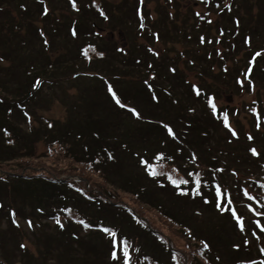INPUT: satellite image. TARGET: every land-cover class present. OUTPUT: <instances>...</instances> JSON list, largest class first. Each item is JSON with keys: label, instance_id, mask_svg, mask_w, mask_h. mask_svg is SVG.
Segmentation results:
<instances>
[{"label": "trees", "instance_id": "1", "mask_svg": "<svg viewBox=\"0 0 264 264\" xmlns=\"http://www.w3.org/2000/svg\"><path fill=\"white\" fill-rule=\"evenodd\" d=\"M75 1L77 4L75 11H72L68 0H6L0 3V44L8 43L5 49L0 46V64L6 65V63H8L9 65L7 68L0 67V172L2 173L0 175L5 176L3 180H0V192L4 191V188H10L13 195V199H10L12 203H22L25 201H31L33 205L37 203H51L55 207L61 206L63 209H71L72 212L76 213H82V209L84 208H91L99 215L107 213L108 216H111V219L115 221L128 219V215L125 212H115L108 198L99 200L100 202L97 204L85 201L81 194L75 191L72 185H68V181L54 182L46 175L33 176L27 179L23 175L20 176L6 172L2 168L4 165H12L13 163L6 162L14 160L27 159L34 161L33 157H31L33 154V145L35 146L44 137L46 154L48 155V158L44 160V164L49 163L50 165H55L60 171L75 169V167L77 168V166L80 165L78 169H80L82 173L78 174V176L84 178L88 182H91L90 178L92 175L99 173L107 188L112 187V193L115 198L119 196H117L118 189L130 193L135 199H138L140 205L151 206L172 218V227L185 223L182 213L179 211L174 212L173 207L185 209L187 211L189 208L195 207L200 213L206 209L214 211L215 207L212 203L205 205L201 200L190 201L188 197L176 196L169 191L168 187L157 188L155 181L147 177L144 168L140 165L137 154L141 152H138L136 149L141 148L140 145H142L143 148H145V150L143 149L142 151L146 154V151H150V148L146 147L149 146L147 141H156L166 138L168 134L162 127V124L167 123L176 134L175 140L171 138V144L175 147L173 148V152L175 153L177 149H180L182 153V155H177L175 153V157H172L169 163L180 168L181 171H184V175L188 170L187 166L189 161L195 166L201 164V156L198 154L199 149L203 147L204 141L211 140L215 143L214 138L210 139L212 134L211 126L213 129H216L219 124L211 119L205 104L202 107L198 103L192 90L188 88L190 87L189 83L181 78L180 75L182 73L178 68V61L181 58H188V67L192 71L198 72L200 77L203 78L205 75L207 76L213 73V65L224 64L229 61L234 62L235 53H239L240 48H243L244 40H247L250 45L249 58L243 59V67L229 71V75L226 77V86L230 92H234L238 95H249V85L246 82L254 83L257 88L258 100L263 101L261 94L264 93V87L261 86L260 81L264 79V33H258L256 30L242 25L241 22V26L238 25L240 28L237 35L223 37L225 33H227V30L234 26V16L238 18L239 21L242 20L241 10H239L242 7L240 5L238 6V0H231L233 5L227 9L225 8L220 14L222 20L221 26L225 29V32L222 33L219 32V23H212L207 17L200 18L201 16H197L195 10L191 8L193 5L189 8V13H187V15L185 13V17H181V12L178 9L180 8L178 2L182 3L184 0H163L161 3H158L154 11L147 8L151 0H130V4L127 3L126 5V7H128L127 13H124L123 9L120 10V8L114 7V9L107 1H104V4L101 5V9H103L104 13L110 18L108 19L109 23H107V25L112 24V31H115L117 28L118 31H125L126 47H128V49L118 46L117 44L110 47L107 44V39H105L100 32L103 27L102 23L106 21H104V18L97 12V9L93 7L91 3L92 0ZM188 1H190V3L193 2L191 0ZM208 1L209 2H206V5L208 3L207 11L215 8L219 2V0ZM11 3L17 8L19 15L21 14L23 16H20L23 19L19 23L15 22L10 11L12 10L11 6H9ZM258 3L261 8H264V0H258ZM46 4L52 6L53 9L54 5L61 9H65L67 6L70 12V19L66 30L63 29L65 20L61 19V17L57 19L54 17L52 18L50 30L51 45L47 34L44 32L40 33V28H38V31L35 28L37 23L31 24L32 28L29 30L26 29L27 27L25 25H22L24 20L31 18V14L43 18V20L44 18L47 20L50 17L51 9L47 13ZM108 5L112 6V17L110 16ZM220 5L221 4H218L216 7H220ZM116 13L124 14V18L126 19L117 21L118 24L114 23V21H116L114 20V15H116ZM26 23H28V21ZM143 24L144 28H142ZM56 25L58 28H56ZM246 28L248 29L246 34H244V29ZM22 30H26V32L20 35L18 39H13L8 36L10 34H16L18 31L21 33ZM205 30L207 31L205 32ZM73 31H75L76 35L72 34ZM209 31L210 34L207 33ZM211 31H215L218 34L221 33V37L223 38L219 42H214L215 39L210 37ZM42 33H44L43 35L45 36H43ZM245 35H247V37ZM202 37L204 38L203 43L201 42ZM142 40L146 48L140 43ZM174 41L184 45L183 51L174 48L177 47ZM86 42L90 43L89 46L97 44L100 51L104 53L102 59L96 60L98 63H106L111 59L112 61L114 59L121 60L122 67L118 68L116 71H114L112 67L114 84L120 91L121 96H123L125 100H131V102L137 100V96L131 93L137 89L140 93L138 104H140V102H147L143 107L147 108L148 112H153V116L145 115L147 117L145 122H142L140 119H135V121L129 115H126L128 114L127 112L116 108L108 98L107 101L104 99V102L112 111L113 116L109 115L112 120L102 117L101 115H106L101 111L97 112L98 115L93 113L92 111L96 104L92 106V111L89 108L85 113L80 111L79 115L71 109L73 112L71 122H65L64 124L54 123L50 126L41 123L40 126L28 132L26 130L22 131L21 133L25 135L20 136V140L13 146L6 145L3 141L1 132L2 127L7 125L4 115L7 114L10 124L15 126L18 130H21L22 121L25 122L28 120L27 114L23 113L22 110H19V112L14 110V105L18 103V99L27 96L26 92H22V87H26V83H18L17 72L20 74L23 73L22 71L25 67L22 66H28L29 64L32 67L34 66L32 63H24L23 60L31 59L36 64L34 71L26 68L28 72L34 74L31 77V81L37 77L39 78V76H46L48 80L52 82L50 76L52 78L62 70L68 71L67 67H78L80 62L79 59H73L72 61L70 59V62H68L69 59L63 61L62 59L56 60L52 58V54L54 53L52 47H66L69 51L76 52L80 46L85 45ZM172 42L174 46L164 48L162 53L155 52L152 46L154 43L164 45ZM221 42L226 44L229 43L230 45V48L224 49V53H226L223 54V59H220V52L216 50V48L221 46ZM130 47H132V50ZM172 51L176 52V56L175 58L172 57L171 61L169 56ZM257 52H260L262 55L253 59ZM245 55L248 54L245 53ZM155 59H157L158 63L155 62ZM6 60L10 62H6ZM71 62H73L74 66L73 64L71 65ZM98 63L93 61L92 65L99 67ZM124 69H129V71L136 74L141 81L138 88H129L131 91L129 95L123 93L125 84L122 81V71ZM172 69L175 71H172ZM251 70L252 73L249 75L248 80H240L238 78L243 77L247 79L246 76L244 77L241 73H245L246 75L249 74ZM58 76L62 75L59 74ZM149 77L152 83L159 84V86L156 85V90L150 91L146 88L144 82L147 81ZM79 78L74 82H81ZM162 80L164 81L163 83ZM53 81H56L55 77ZM206 82L207 80L204 81V84ZM243 83H246L245 89ZM29 86H31V83L28 84V87ZM184 86H188L185 88L187 89L186 92L182 89ZM100 89H104V87L101 86ZM153 96H156L157 99H153ZM243 104V108H239L238 113L240 114L243 112L245 117L251 120V128L249 129L256 131L255 119L251 114V109L245 105L246 103ZM263 107L264 105L260 104L261 112L264 111ZM239 118L237 119V124L241 123L238 122ZM135 126L144 129L141 136L140 132L133 133L129 129V127ZM241 136L245 137L246 134L242 132ZM230 139L235 141L232 137ZM154 148L157 149V147ZM131 150H134V152L130 153L129 151ZM226 151L228 152L225 148L224 153H227ZM109 153L111 154V158H109ZM125 153L131 155L129 159L134 161L133 167L136 172L128 171L129 173L123 175V159L121 156ZM202 155L205 156L209 166L217 167L224 163V160L220 159L224 157L223 152L220 149H216L212 144L208 145L205 150H203ZM43 157H46V155ZM96 159L98 160L96 161ZM67 161H70V164H68ZM224 168L225 170L228 169L225 166ZM80 186L83 188L84 183L83 186ZM107 196L110 195L107 194ZM164 201L169 205H165ZM166 208L168 209V213L166 212ZM112 212H114V214H112ZM220 215L218 211L215 213L213 212L215 223L218 228L221 227L223 230L224 227L229 230L228 225L229 222H232L231 218L227 215ZM94 217L101 218L97 216ZM120 223L121 222H118L116 225ZM133 224L134 223H132V225ZM229 226L231 231L235 229L232 224ZM133 227L136 228L135 226ZM133 227H127L124 231L134 234V237L137 238L138 236H135L136 231ZM196 227H199L197 231L203 235V238H207L208 232L214 230L201 225ZM139 228L142 229L141 227ZM140 229H138L139 232L144 234L145 232ZM73 232H75L74 237L72 236ZM229 234V240L231 241V236L235 235V233L229 231ZM65 235L67 236L68 246L70 247L69 250L74 257H79L77 252L79 254L88 253L91 257L94 255L93 258L98 261L103 254L105 257L106 254H108V251H104V243L102 247L99 248L98 243L102 240L98 233L88 231L83 235L79 227L71 225ZM258 235L264 237L260 232H258ZM151 240L154 242L153 238H151ZM248 240L250 244V247H248L249 252L247 250L245 251H247L246 253L255 255L257 251L256 247L258 246H256L257 240L255 241L250 232H248ZM222 243L225 246L227 245L226 241L223 239ZM155 245L158 246L156 243ZM211 245L213 246L212 243ZM60 247V245L56 246L58 251ZM92 251H94V253ZM236 253L239 254V258L242 257L240 255L241 253L245 254L242 249ZM231 255L233 254L231 253ZM86 264H91V262ZM103 264H108L106 259L103 261Z\"/></svg>", "mask_w": 264, "mask_h": 264}, {"label": "rangeland", "instance_id": "2", "mask_svg": "<svg viewBox=\"0 0 264 264\" xmlns=\"http://www.w3.org/2000/svg\"><path fill=\"white\" fill-rule=\"evenodd\" d=\"M6 0H0V3L5 2ZM100 3L104 4V1H107L108 4L112 5L113 8H120V10L123 9L124 13L128 12V7H126L127 3L130 4V0H97ZM163 0H151L147 6V8H149L151 11H154L155 8L158 6V3H161ZM197 3L199 4H195L194 2L188 1V0H184L182 3L178 4L180 5V8H178L181 12V17H185L184 14L189 13V8L193 5V7H191L193 10H195L197 13L201 14H205L207 11L206 6L204 5L203 1H199L196 0ZM238 6L240 5L242 8H240L239 10H241V16H242V25H246L248 28L250 29H254L256 31H259L260 33H264V8H261L258 0H238L237 1ZM59 5V4H58ZM108 5V9L110 11V16L112 17L113 13V9L112 6ZM9 6H11L12 10L11 13L13 15V18L15 20L16 23H19L22 21L23 17L21 14L19 15L17 8L11 3ZM114 8V9H115ZM51 9V13H50V17L46 20L44 18H39L37 16H35L34 14H31V18L26 19L28 21V23H26L27 21L24 20V22L22 23V25H25L27 28L26 29H31L32 25L31 24H36L35 28L38 31V28H40V33L44 32L47 34L48 39L50 41V45L52 43L51 40V35H50V30H51V25H52V18H60L65 20V24H64V30H66V27L68 26L69 23V19H70V15H69V11H68V7L66 6L65 9H61L59 7H56L54 5V9L52 6H50ZM176 9V7H175ZM179 12V11H178ZM130 15V12H129ZM21 16V17H20ZM28 17V16H27ZM125 15L121 14V13H116V15H114V23L118 24L117 21H122L126 18H124ZM214 17V16H213ZM215 18V17H214ZM182 19V18H181ZM128 20V18H127ZM107 23L109 22H103V27L102 30L100 31L101 34L103 35V37H105V39H107V44L112 47L114 44H117L118 46H122L125 49H128V47H126V38H125V31H118V28L115 31H112V24L107 25ZM5 26L7 27V25L5 24ZM56 28L57 25H56ZM207 30H205L206 32ZM24 32L26 31H18L16 32V34H10L8 35L10 38L13 39H18L20 37V35H23ZM42 33V34H44ZM208 34H210V31L207 32ZM45 36V35H44ZM257 37V36H256ZM176 42V41H174ZM140 43L143 45V47H145L143 40L140 41ZM8 43L5 44H0L1 48H6V45ZM154 47V51L155 52H160L162 53V51L164 50V48L168 47H172L174 46V43H167L164 45H161L159 43H154L152 45ZM176 46L174 48L179 49V51H183V47L184 45L180 42H176ZM146 48V47H145ZM173 48V49H174ZM54 53L52 54V58L54 59H62L63 61H66L65 59H69L68 62H70L73 59H79L82 62V67H76L74 66L73 62H71V65L73 64V67H67L68 71H61L59 73H57L56 76H53L52 79H54V77L56 78V84H51L48 83L47 80L48 78L45 77L43 79L44 80V86L40 88V90H38L37 92V96L40 97V101L39 102H35V104L32 101L31 96L28 95V97L26 99H18V101H26L31 103L30 105V113H32L33 115V125H32V129L36 128L38 126L41 125V123L43 122L44 124H46L44 119H48L50 120H54L55 123H63L64 121H66V118L69 117V108L73 107L74 105L78 104L80 105L79 107H83V105H89L90 109L91 106L90 102L93 99L94 103L96 104L95 108L93 109V113H95L96 115H98L97 112H103L106 116L101 115L102 117L112 120L110 116L112 115V111L109 107L106 106L104 99L107 101L108 97L106 95V91H105V87L104 89H100V87L102 86L101 82L98 81L100 79H104L105 77L112 79V67L113 70L116 71L118 68L122 67V63L120 59H114L112 61V59L109 62L106 63H102V62H96L99 64V67H93V66H89L88 63L84 62V60L81 58L80 55V48L76 51V52H72L69 51L68 48L66 47H59V46H54L52 47ZM130 49L132 50V47H130ZM185 50V48H184ZM169 56V55H168ZM176 56V52L172 51L170 53V60L172 61V57L175 58ZM237 58H239V54L237 55ZM188 59V58H187ZM181 58L178 61V68L181 71V78L187 80L188 82L191 83H197L198 81H200V75L198 72L196 71H192L189 67H188V60ZM29 59H25L23 60V62L28 61ZM6 62H10L9 60H6ZM5 62V63H6ZM155 62H157V59H155ZM187 62V64H186ZM158 63V62H157ZM171 63V62H170ZM234 63L235 62H230L229 64H231L230 66V70L231 68L234 67ZM9 65L8 63H6V65L4 64H0V67H4L7 68ZM25 67V66H22ZM85 72H89L88 69H91L93 72H90L89 75L80 77L79 79H81V82L79 81L78 83H74V79L70 76H72V73L74 71H78V70H84ZM28 69L24 68L23 69V74L22 77H27ZM94 73V74H93ZM96 73H100V75L96 78ZM123 78L122 81L124 82V87H123V93L125 95H129L130 94V87H136L138 88L140 85L139 83H141L140 79L138 78V76L136 74H133L128 70H123ZM18 74V72H17ZM59 74H61L62 76H58ZM17 76V75H16ZM105 76V77H104ZM15 78V77H14ZM162 78H167V77H162ZM144 79V78H143ZM142 79V81H143ZM150 77L147 78V80L150 81ZM207 80L210 82L211 86L215 89H221L222 91V96L220 97V105L223 106H232V107H238L240 109L243 108V103L244 101L246 103H249L253 98L255 94H251V95H242V96H237L235 97L233 94H230V90L227 89L226 83L227 81H223V83L220 85V83L215 79L214 75L207 77ZM28 81V80H27ZM25 81V82H27ZM112 81V80H111ZM263 81V80H262ZM164 81L162 80V83ZM32 83V81H31ZM104 85V84H103ZM159 86V84H156ZM163 85V84H162ZM231 85V83H230ZM94 88H93V87ZM261 86H264V81L261 83ZM30 88V87H29ZM28 88V89H29ZM97 88L99 90V92L96 91ZM213 89V90H215ZM87 90H89V94L87 93ZM81 91L83 92V95L81 94ZM229 91V92H228ZM132 94H135L137 96V100H134V102H131V100H127L130 104L132 105H136L140 108V110L143 112L144 116V120L142 122H145L147 120L146 116H153V112H148L147 108L143 107L142 102H140V104H138V99L140 97V93L139 91L136 89L133 92H131ZM100 94V95H98ZM35 101V100H34ZM145 104V103H143ZM37 109H36V107ZM92 110V109H91ZM159 112V110H158ZM157 112V113H158ZM146 115V116H145ZM239 116V115H238ZM237 116V117H238ZM240 117V116H239ZM53 121V122H54ZM215 121V120H214ZM216 122V121H215ZM238 122L240 123H244L245 126H247V123L244 119V114H241V117L239 118ZM234 126H233V130L238 129V131L240 132V135L242 132H244V128L241 130H239V124H237V120H234ZM28 128V127H27ZM9 130L12 131V134L15 136V131L11 128L8 127ZM129 129L133 132V133H139L140 132V136L142 134V132L144 131V129L139 128L138 126L135 127H129ZM26 130L28 132V129H26L25 125H21V130L20 132ZM222 129L219 128V126H217L216 129H213V127L211 126V138H214V142H212L211 140L209 141H204V145H202L203 147L199 149V155L201 156L200 158V162L205 165L206 167H209V164L206 162V158L204 155H202L203 150H205V148L212 144L216 149H220L223 154L224 157H221L220 159L224 160V166L229 168L230 170V174L229 176L233 177L230 178L228 181V187L230 188V182H232L233 184L238 180H244V172H247L246 170V164L243 163V160H249L251 161V159L248 157L247 155V145L245 144L244 140H243V136L241 137V141L240 140H235L232 141L227 134H230L229 132H225V131H221ZM132 135V134H131ZM18 138V137H17ZM233 139L237 138V136L233 137ZM45 139L43 137L42 140H40L35 146L33 145V154L31 155V157H33L34 161H30V160H14V161H10V162H6V163H13L12 165H4L2 168L9 173L12 174H20V175H24V176H32V175H37V174H42V175H46L50 178H54V177H59V178H64L67 176H74V175H78L81 174L82 171L80 169H78V166L80 167V165L77 166V168L75 167V169H69L67 171H63L60 172V170L55 166V165H50L48 164H44V160H46V158H48V155L46 154V146H45ZM220 142V145H219ZM264 144V136H262V133L259 134V136H256V145L259 147V151L262 153V156H264V153L262 152V146ZM151 148L153 149V146H151ZM227 149L228 152L224 153V149ZM44 155H46V157H43ZM129 155H122L121 158L123 159V168H122V173L123 175L129 173L130 172H136L135 168L133 167V160H130ZM98 159H96L97 161ZM68 164H70V161H67ZM255 166L250 164L248 165V168L253 169ZM143 169V168H142ZM238 171V172H237ZM91 183L95 184L98 188H100V190L106 192V184L104 183V181L101 179L99 173H97L96 175H92L91 176ZM204 180L201 182L203 183ZM225 188H227L225 186ZM228 189V188H227ZM95 194H98V192H95ZM234 198H239L238 195L236 193H232ZM121 197L123 198L122 200H125L126 202L132 204L131 202H134V198L128 194V193H122ZM7 204L11 205V203L9 202V200L6 201ZM26 207L28 208V211L30 213L31 216V209H30V204L29 202H25ZM134 206V205H133ZM135 207V206H134ZM136 211L137 208L135 207ZM140 207L138 209V212L140 214H146L148 217L155 223L156 219L154 217V212L151 209H147L145 207ZM84 213L86 215H93L96 214V211L94 209H84ZM211 221H214V218L212 217ZM123 222H125L126 224H129L128 219L127 220H123ZM207 222L209 221V218H207ZM213 227L214 230L212 232H208V236L212 239H219L220 236L219 234H222V237L224 239H226L227 234H228V230L226 228L223 227V230L218 229L215 225H213V223H210ZM22 229L17 231V232H10V230L8 229V226L6 225V222L4 223L3 220H0V236H1V231L2 230H9L6 231V233H3L4 239L6 241V245H5V249H4V255L6 256V258L13 262V264H24L23 262H20L19 260H22V258L27 257L26 254H28V256H30L33 259L32 264H51V262L49 263H45L46 261L44 260V258L47 256L44 252V239L43 237H46L47 235L52 237V238H59L61 237V234L58 232V229H53L51 233L47 234V232L45 231H39L37 230V235L34 234L33 230H31V228H28L25 225V222L22 223ZM176 230V229H175ZM236 231V230H235ZM37 236H39V239H37ZM21 238L25 239L26 242V248H23L25 250L22 249V254L19 251V249H17V247H13L12 244L13 242L17 241L18 239ZM232 239H235V244H239L241 245V240H240V236L238 234H235V236L232 237ZM176 243L178 245H183V241L179 238L176 237L175 238ZM23 242V241H22ZM262 244L261 246H264V242L261 241ZM104 250L106 249V245L103 247ZM261 249H264V247H262ZM26 252V253H25ZM230 253H232L231 250H229ZM243 258V261L248 260L250 257L249 255L245 252L240 254ZM2 256V257H3ZM237 257H239V254H237Z\"/></svg>", "mask_w": 264, "mask_h": 264}, {"label": "snow or ice", "instance_id": "3", "mask_svg": "<svg viewBox=\"0 0 264 264\" xmlns=\"http://www.w3.org/2000/svg\"><path fill=\"white\" fill-rule=\"evenodd\" d=\"M73 7H75L74 0H73ZM225 7H227V5H225ZM197 15L199 16L200 13H197ZM72 34L73 35H76L75 31H73ZM201 42L202 43L204 42V38L203 37L201 38ZM247 42L248 41L246 40V43ZM85 55H87V52L86 51H85ZM261 55L262 54L260 52H257V53H255V56L253 57V59H255V57H260ZM172 71H175V70L172 69ZM145 83H147V82H145ZM192 87H193V89H196V85H192ZM108 91L110 93H112L113 98L116 100V103L118 105H120L121 107H123V105L120 104V100L118 98H116V94L112 91L111 87H109ZM197 94H199L198 90H197ZM153 99H157V97L156 96H153ZM208 103L211 105V108H212L213 113H215V111H216V105L212 102V99L211 98L208 100ZM130 111H132V113H133L134 116H136L137 118H139V113L135 109H131ZM224 126L226 128H228V131L231 133V135L233 137L237 136L236 131L233 130L230 127V125L228 124L227 114H225V116H224ZM162 127L167 131V134H168L169 137H171L174 140L176 139V134L174 133V131H173V129H172V127L170 125H168L167 123H164V124H162ZM248 139L251 140V139H253V137L249 135ZM249 151L252 153L253 156L259 155V153L257 152V150L255 148H251V149H249ZM109 158H111V157H109ZM141 162L142 163H147L146 161H141ZM148 167L150 168L151 166L149 165ZM216 171H223V169H217ZM149 174L152 175L153 177H155V176L158 175L155 172V170H151L149 172ZM189 175H191V174H189ZM169 179H171V178L169 177ZM171 182L174 185L177 184V181H175V180H172ZM183 183L187 184L188 181H183ZM197 192H199V189H197ZM220 194H221V188L219 186H217L216 189H215V196L213 197V200H215L217 197H219ZM205 202H207V200ZM217 207H221V206L220 205H217ZM11 214L13 216H15V213L14 212H12ZM233 215L235 216V212H233ZM12 222H13V224H17V221L15 219H13ZM57 223L58 224L60 223L59 220H57ZM81 223H84V222L81 221ZM238 225L240 227V230L243 231L244 230V226H243L242 219H238ZM17 226H18V224H17ZM28 226L29 227H32L33 226L32 223H31V221H28ZM60 226L63 227L62 224ZM85 226L87 227V225H85ZM103 231L105 233H108L112 237V239L109 241V244H110V259L112 261H114L115 264H120V260L121 259H124V264H127V256H128V253H127L126 249L123 252V257H120L118 255L117 251H116V245H117L116 236H117V234L115 232H110L109 229H107V228L103 229ZM21 247H24V245H21ZM205 247H207V245H205ZM261 251H264V249H261Z\"/></svg>", "mask_w": 264, "mask_h": 264}]
</instances>
